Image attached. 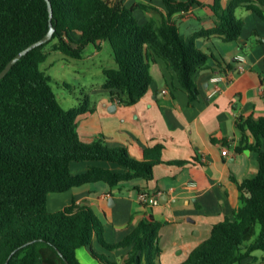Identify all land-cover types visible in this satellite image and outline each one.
<instances>
[{
  "label": "trees",
  "instance_id": "trees-1",
  "mask_svg": "<svg viewBox=\"0 0 264 264\" xmlns=\"http://www.w3.org/2000/svg\"><path fill=\"white\" fill-rule=\"evenodd\" d=\"M49 1L55 29L52 40L28 53L0 81V264L13 252L8 264H81L80 248H89L95 260L109 264L94 244L109 253L129 249L123 264H160V231L167 223L152 215L120 243L110 245L104 239L102 222L89 207L73 203L58 212L48 210L50 194L95 183L114 188L151 181L154 166L162 163L163 148L143 150L139 161L125 147L109 148L102 140L83 142L77 118L90 110L89 99L75 108H62L50 85L51 77L41 70L50 56L47 48L81 60L88 45L100 51V44L109 43L116 67L103 70L102 88L126 106L146 96L153 80L151 66L161 59L194 101L198 98L196 78L214 59L196 48V40L218 36L225 42L237 41L243 22L237 19L236 10L246 9L264 20V0H229L226 8L222 7L224 0H214L207 6L214 15V26L195 33L187 43L173 17L196 18L191 10L194 5L203 6L198 0H159L164 14L143 3ZM136 11L157 12L160 18L151 17L141 24ZM48 31L46 0H0V72ZM217 63L223 71L232 69ZM237 126L241 139L235 151L255 152L258 174L238 186L240 206L233 216L214 225L209 238L182 264H264V116L247 117ZM74 162L108 163L120 170L93 166L73 174ZM256 252L262 257L255 256Z\"/></svg>",
  "mask_w": 264,
  "mask_h": 264
},
{
  "label": "crops",
  "instance_id": "crops-1",
  "mask_svg": "<svg viewBox=\"0 0 264 264\" xmlns=\"http://www.w3.org/2000/svg\"><path fill=\"white\" fill-rule=\"evenodd\" d=\"M153 1L164 14L161 1ZM198 1L203 6L194 5L191 10L196 18L173 17L186 43L195 33L214 26V15L207 7L214 0ZM228 1L222 2L223 8ZM238 10L243 31L237 41L225 42L218 36L196 40V48L214 58L196 78V100L190 101L175 72L161 59L151 66L153 80L148 93L135 105H122L105 91V78L100 94L87 96L90 110L77 118L83 142L102 140L109 148L125 147L139 161L143 160V150L161 146L162 163L154 166L149 182L138 180L114 188L95 183L58 196L50 194L52 212L73 203L89 207L102 222L104 239L110 245L120 243L152 215L156 221L167 223L160 231V264H182L209 238L214 225L233 216L240 206L238 186L255 178L259 167L255 152L236 153L241 139L237 123L264 116V20L246 9ZM98 54L95 48L91 57ZM238 56H244L245 62H236ZM217 62L232 69L223 71ZM109 68L115 67H102V74ZM218 73L225 79L221 90L214 93L211 79ZM93 166L120 170L113 164L91 162H74L71 170L79 174ZM145 194L156 196L159 204H143L141 196ZM94 248L109 264H123L130 251L109 253L97 244ZM262 255L255 253L258 258ZM77 257L81 264H102L91 256L89 248H80Z\"/></svg>",
  "mask_w": 264,
  "mask_h": 264
},
{
  "label": "rangeland",
  "instance_id": "rangeland-1",
  "mask_svg": "<svg viewBox=\"0 0 264 264\" xmlns=\"http://www.w3.org/2000/svg\"><path fill=\"white\" fill-rule=\"evenodd\" d=\"M111 3L123 2L126 5H137L143 3L145 5H154L158 9L157 2L153 0H109ZM161 6V3H159ZM160 11V10H159ZM237 19H241L240 10L235 13ZM135 17L142 24L149 18L159 19L160 16L157 12L145 13L144 11H136ZM182 34L185 32L182 28ZM77 37V36H76ZM50 53L49 59L46 63L41 65L43 70L52 79L50 85L56 95L58 103L63 109L69 110L77 107L85 101L89 95L95 98L100 94V85L103 82L102 67H116L112 48L109 43H103L99 54L91 57L95 52L93 45H88L83 52L81 60H74L64 57L59 52H52L47 48ZM58 196L51 194L50 196ZM48 210L52 212V206H48ZM261 254V252H256Z\"/></svg>",
  "mask_w": 264,
  "mask_h": 264
},
{
  "label": "water",
  "instance_id": "water-1",
  "mask_svg": "<svg viewBox=\"0 0 264 264\" xmlns=\"http://www.w3.org/2000/svg\"><path fill=\"white\" fill-rule=\"evenodd\" d=\"M47 4H48V11H49V31L48 33L39 41L31 44L30 46H28L27 48H25L24 50H22L21 52H19L12 60H10L8 62V64L5 66V68L0 72V81L2 79H4L6 77V75L11 71V69L15 66V64L17 62H19L23 57H25L28 53H30L31 51H33L36 48H39L45 44H47L48 42H50L53 38V35L55 33V29L53 27L52 24V19H53V9H52V5L50 3L49 0H46ZM15 252H13L10 257L7 259L5 264L9 263V260L11 259L12 255Z\"/></svg>",
  "mask_w": 264,
  "mask_h": 264
},
{
  "label": "built area",
  "instance_id": "built-area-1",
  "mask_svg": "<svg viewBox=\"0 0 264 264\" xmlns=\"http://www.w3.org/2000/svg\"><path fill=\"white\" fill-rule=\"evenodd\" d=\"M236 62H238L240 64L244 63L245 62L244 56H238L236 58ZM224 79H225V75L222 73H218L212 77L211 82L215 86L214 93H218L221 90L220 84L224 81ZM141 200H142L143 204L149 205V206H157L159 204V200L156 196H148L145 194V195L141 196Z\"/></svg>",
  "mask_w": 264,
  "mask_h": 264
}]
</instances>
